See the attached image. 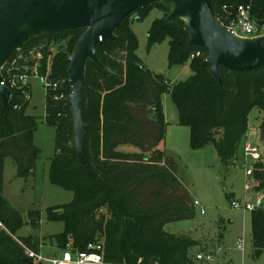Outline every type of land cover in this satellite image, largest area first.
I'll return each mask as SVG.
<instances>
[{"label":"trees","instance_id":"obj_1","mask_svg":"<svg viewBox=\"0 0 264 264\" xmlns=\"http://www.w3.org/2000/svg\"><path fill=\"white\" fill-rule=\"evenodd\" d=\"M211 2L216 15L225 5H250L253 18L264 20V0ZM153 7L126 17L116 32L117 40L99 44V64L88 61L86 65L83 107L88 165L82 164L75 148L68 74V61L85 31L34 38L22 50L39 51L42 72L46 73L50 65L52 79L66 80L62 99L55 100L59 92L46 98L44 121L57 132L50 182L73 192L75 199L48 210L50 221L65 225V232L51 240L61 250L71 245L80 251L104 241L106 260L112 264H194L190 251L196 242L165 231L167 224L195 216L194 202L177 175L176 162L158 149L168 126L162 105L165 93L172 91L179 124L190 129L192 147L214 145L225 170L238 161L255 109L263 113L260 134L264 141V67L247 72L221 68L220 84L203 66L207 53L189 46L184 22L167 23L165 14L154 23L149 45L169 37L170 66L191 62L193 70L189 80L170 87L165 76L145 68L137 53L139 41L131 29V16L139 14L136 20H142ZM54 40H68V50L60 49L50 64ZM197 52L202 56L192 59ZM27 91L32 96L31 86ZM30 102L22 93L13 92L4 111L0 98V264H34L27 250L39 252L42 247L39 238L16 236L23 226L22 215L4 197L7 158L15 162L20 178L28 180L36 175L42 151L34 143L38 122L27 114ZM124 145H134L141 152L120 151ZM253 168L254 191L264 193V159ZM38 221L35 215L33 223ZM252 225L257 259L264 252V208L252 212Z\"/></svg>","mask_w":264,"mask_h":264},{"label":"rangeland","instance_id":"obj_2","mask_svg":"<svg viewBox=\"0 0 264 264\" xmlns=\"http://www.w3.org/2000/svg\"><path fill=\"white\" fill-rule=\"evenodd\" d=\"M149 9L142 20L131 16V29L138 41V55L145 68L158 75L165 76L170 87L186 82L193 75L191 62L170 66V41L167 37L152 46L149 45V33L155 22L168 17L171 7L159 4ZM68 40L51 42L49 63L62 51H67ZM73 54V53H72ZM123 54H120L122 59ZM32 99L27 114L35 117L38 130L34 134V143L42 151L36 165V175L28 180L20 178L15 162L7 158L4 163V197L7 202L21 213L23 226L17 232L18 238L36 237L42 241V252L46 256H60L62 250L52 238L65 232L63 222L48 219V210L70 204L75 194L53 185L49 179L51 162L56 155L57 132L54 127L45 124L46 91L38 79L30 80ZM162 105L168 124L164 142L159 150L177 164V175L191 194L195 216L192 219L173 222L165 226V231L176 236H186L196 242L190 255L194 264H264V252L254 257L252 213L235 209L234 201L244 203L247 199L255 201L254 180L247 176V169L253 168L252 162L244 156L245 142L240 146L238 161L229 170L221 164L214 145L203 149H194L191 145L190 129L179 124V112L172 98V91L162 97ZM263 113L255 109L249 118L247 141L256 146L264 156V141L260 127ZM125 153L137 154L141 150L134 145L119 148ZM202 209L204 213H202ZM38 216V224L33 223ZM243 239L244 250L237 248V241ZM199 254H212V262L199 261Z\"/></svg>","mask_w":264,"mask_h":264},{"label":"water","instance_id":"obj_3","mask_svg":"<svg viewBox=\"0 0 264 264\" xmlns=\"http://www.w3.org/2000/svg\"><path fill=\"white\" fill-rule=\"evenodd\" d=\"M159 4L171 7L167 23L184 22L189 46L207 53L203 63L222 84L221 68L247 72L264 67V36L234 35L217 19L211 0H0V98L3 110L11 91L2 84L1 71L25 44L38 37L84 30L69 59L70 104L77 155L88 165L83 95L88 61L99 64L98 46L117 40L116 32L133 12ZM264 26V21L259 23Z\"/></svg>","mask_w":264,"mask_h":264},{"label":"built area","instance_id":"obj_4","mask_svg":"<svg viewBox=\"0 0 264 264\" xmlns=\"http://www.w3.org/2000/svg\"><path fill=\"white\" fill-rule=\"evenodd\" d=\"M216 17L226 29L238 37L254 39L264 36V26L259 25L264 20L258 21L253 18L252 7L250 5L239 7L225 5L218 11ZM17 53V56L11 61L9 59L1 71L3 78L2 84L11 91V100L14 92L22 93L25 100L31 101L32 96L27 90L31 86L30 80L32 78H36L41 82L45 88L46 97H52V94L55 92H59V95L55 97L56 101L64 97L66 80L55 81L52 79L50 65L46 73L42 72V55L39 51L33 50L29 53H24L20 50ZM201 56L202 53L197 52L196 55H192V59ZM244 156L246 160L252 162L253 166L256 163L262 162L264 159L260 150L251 143L245 145ZM246 173L247 176L252 177L254 168L247 169ZM194 205L200 206V203L195 202ZM232 206L235 209L252 213L264 208V193H257L255 201L249 199L244 203L234 201ZM202 213H204L203 209ZM0 227H3L1 222ZM236 245L239 250H244L243 239H239ZM26 254L33 260L34 264H112L106 260L104 241L89 244L85 251L75 250L71 245H68L66 249L62 250L61 255L57 257L46 256L42 250L39 252L27 250ZM197 259L199 261L212 262L214 256L212 254H199Z\"/></svg>","mask_w":264,"mask_h":264},{"label":"crops","instance_id":"obj_5","mask_svg":"<svg viewBox=\"0 0 264 264\" xmlns=\"http://www.w3.org/2000/svg\"><path fill=\"white\" fill-rule=\"evenodd\" d=\"M168 124H169V123H168ZM247 143H249V142H248L247 139H246V141H245V145H246Z\"/></svg>","mask_w":264,"mask_h":264}]
</instances>
